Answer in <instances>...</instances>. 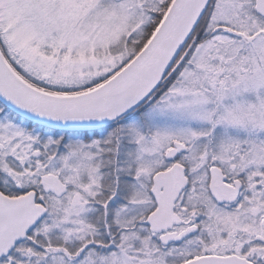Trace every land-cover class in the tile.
Masks as SVG:
<instances>
[{
    "label": "rangeland",
    "instance_id": "1",
    "mask_svg": "<svg viewBox=\"0 0 264 264\" xmlns=\"http://www.w3.org/2000/svg\"><path fill=\"white\" fill-rule=\"evenodd\" d=\"M165 1L0 0V42L14 66L34 82L53 90L79 89L111 75L143 46L148 31L164 11ZM228 1L218 0L211 17L227 26L238 23L241 31V20L248 16L242 30L251 33L254 27L249 18L256 15L253 4ZM257 19V24L264 26V18ZM246 37L219 34L195 51L194 64L208 65L207 72L184 67L173 78L172 68L160 94L141 108L134 121L106 132L112 142L104 158L109 136L72 138L47 130L41 135L17 128L7 116H1L3 184L39 186L42 175H57L67 184L70 199L60 206L55 196L43 192L50 208L44 224L52 228L58 214H63L64 222L71 221L76 231L82 229L80 224L88 226L80 213L87 209V195L100 191L102 163L113 171L111 186L129 202L136 194L146 196V183L157 165L169 159L174 145L188 150L191 144L193 160L203 145L228 150L233 142L246 139L261 144L256 150L263 153L264 34L254 40ZM249 66L254 69L248 71ZM242 69L245 72L238 74ZM104 132L99 131V135ZM126 134V142H118V136ZM34 150L41 154L33 156ZM149 204L128 206L143 212ZM80 233L73 232V238L89 234ZM138 236L133 233L129 238ZM57 251L50 247L43 255L56 261Z\"/></svg>",
    "mask_w": 264,
    "mask_h": 264
},
{
    "label": "flooded vegetation",
    "instance_id": "2",
    "mask_svg": "<svg viewBox=\"0 0 264 264\" xmlns=\"http://www.w3.org/2000/svg\"><path fill=\"white\" fill-rule=\"evenodd\" d=\"M237 1L240 2L238 5L245 4V0ZM248 1L256 12L249 18L254 27L251 33L242 30L248 16L241 20V31L238 23L227 26L222 20L211 17L218 2L211 0L208 11L202 16L177 60L180 64L174 65L171 77H176L184 67L209 71L206 64H194V53L219 34L234 36L237 33L252 40L258 34H264V26L257 24V16L264 18V0ZM251 67L248 71L254 69ZM240 72L245 70L237 71L238 74ZM166 80L154 97L160 94ZM138 113L111 124L104 133L127 125ZM3 115L17 128L24 127L41 135L45 132L33 122L34 125L31 123L33 126L30 127L26 119L14 116L0 105V117ZM58 133L70 135L64 131ZM107 133L106 136L98 134L89 138L109 136V140L105 138L107 143L103 158L107 157L106 151L112 142ZM128 136H118V142L125 143ZM260 145L252 139L250 143L248 139L233 142L228 150L223 147L218 150L213 144H210L211 147L203 145L194 160L190 155L191 144L188 150L186 146L180 149V146L174 145L169 159L157 165L146 183V196L136 194L135 200L129 202L111 186L113 171L102 163L104 176L97 187L100 191L87 195V211L80 213L83 215L81 220L88 221V226L80 224L83 230L76 231L72 230L74 225L71 221L64 222L63 214H58L57 224L52 228L50 224H44L49 220L50 208L43 192L55 196L60 206L70 199L67 184L57 175H54L57 177L56 188L62 189L61 192L47 190L43 185V175L39 186L19 188L12 184L5 185L0 171V264H264V151L259 154L256 150ZM40 154L39 150L33 152L35 157ZM175 167L174 173L165 178L158 188L160 197L174 198L172 216L163 215L157 224H152L149 216L161 209L153 191L155 176ZM27 195H30V199L24 200L21 208H18L17 199ZM133 202L137 207L147 202L150 204L146 211L139 212L128 206ZM31 205L40 207L41 212L44 208L45 213H35V225L15 243L12 240L16 236L15 229H25V222L31 220ZM26 206L29 208H24ZM28 213L30 215L26 216ZM77 231H88L89 234H83L77 240L73 238V232ZM133 233H138L137 239L129 238ZM50 247L58 249L56 261L43 255Z\"/></svg>",
    "mask_w": 264,
    "mask_h": 264
},
{
    "label": "water",
    "instance_id": "3",
    "mask_svg": "<svg viewBox=\"0 0 264 264\" xmlns=\"http://www.w3.org/2000/svg\"><path fill=\"white\" fill-rule=\"evenodd\" d=\"M209 2L172 0L151 37L132 59L100 84L71 94L54 93L32 85L12 68L0 47V100L25 118L51 128L91 130L114 123L150 98L182 52ZM177 167L155 176L153 191L161 209L150 216L152 224H157L163 215L172 216L174 198L160 197L158 188ZM56 179V176L44 175L43 185L47 190L61 192L62 189L56 188ZM29 199L30 195L17 199V207L21 208L24 200ZM31 206L33 214L25 222V229L14 231L15 243L35 225V213H45L44 208L41 212L40 207Z\"/></svg>",
    "mask_w": 264,
    "mask_h": 264
},
{
    "label": "trees",
    "instance_id": "4",
    "mask_svg": "<svg viewBox=\"0 0 264 264\" xmlns=\"http://www.w3.org/2000/svg\"><path fill=\"white\" fill-rule=\"evenodd\" d=\"M171 1L172 0H166L165 2H164V6H163V9H164V11H162V13L160 14V15H158L159 17L156 19V21L154 22V25H152L151 26V30H149L148 31V35H146V39H145V41H144V43H146L147 42V40L149 39V37L151 36V34H152V32L155 30V28L157 27V25L159 24V22L161 21V18L163 17V15H164V13L166 12V10H167V8H168V6L170 5V3H171ZM144 43H143V45H144ZM4 51V50H3ZM183 52L184 51H182V53L181 54H183ZM105 79V78H104ZM104 79H102V80H100V81H96V82H94V83H92V84H89V85H87L86 87H82V88H79V89H63V90H54V91H61V92H76V91H82V90H86V89H88V88H91V87H93V86H95V85H97L98 83H100L101 81H103ZM38 85H40V87H43V88H45V89H49V90H52L53 91V89L52 88H49V87H46L45 85H41V84H39V83H37ZM0 105H1V108H4L5 110H7L8 112H10L11 114H13L14 116H16V117H20V115H18L17 113H15V111H12L11 109H9L2 101H0ZM27 122H29L30 124V127L31 126H33L34 124L31 122V120L29 121V120H27ZM33 125H32V124ZM35 126H37V127H41V128H43V130H48V131H51V132H55V133H57V132H59V131H57V130H53V129H49V128H47V127H44V126H40V125H38V124H35ZM102 130H105V128H102V129H92V130H80V131H67L68 132V134H70V135H78L79 137H84V138H86V139H89V138H91L92 137V135L94 136V135H98L99 134V131H102Z\"/></svg>",
    "mask_w": 264,
    "mask_h": 264
}]
</instances>
